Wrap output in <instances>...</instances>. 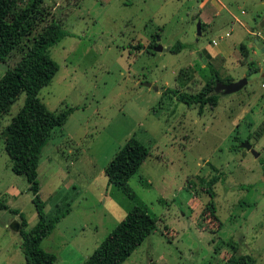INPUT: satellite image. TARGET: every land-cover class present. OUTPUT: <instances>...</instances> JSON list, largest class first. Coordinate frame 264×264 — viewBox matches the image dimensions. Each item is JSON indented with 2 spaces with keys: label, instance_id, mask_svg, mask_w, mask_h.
Masks as SVG:
<instances>
[{
  "label": "rangeland",
  "instance_id": "rangeland-1",
  "mask_svg": "<svg viewBox=\"0 0 264 264\" xmlns=\"http://www.w3.org/2000/svg\"><path fill=\"white\" fill-rule=\"evenodd\" d=\"M41 7V20L0 62V76L44 24L60 20L68 35L47 50L58 70L37 94L51 112L75 108L52 130L36 170L45 218L69 208L39 244L55 255L53 264H80L133 206L156 228L122 264H223L240 255L264 264V52L253 44L264 50V0H43ZM197 22L204 24L199 36ZM155 38L185 48L143 52ZM205 60L218 77L246 84L216 93V106L200 114L161 94L197 92L209 77ZM23 98L0 118V204L21 213L28 230L36 222L31 195L10 170L1 136ZM129 138L148 152L127 181L131 198L103 173ZM245 140L249 151L238 148ZM200 180L212 185L216 219ZM13 221L19 230L18 217L0 210V264H25Z\"/></svg>",
  "mask_w": 264,
  "mask_h": 264
},
{
  "label": "trees",
  "instance_id": "trees-1",
  "mask_svg": "<svg viewBox=\"0 0 264 264\" xmlns=\"http://www.w3.org/2000/svg\"><path fill=\"white\" fill-rule=\"evenodd\" d=\"M43 0H0V62L30 34L35 23L41 20L44 9ZM204 24L200 23V29ZM68 33L62 29L58 18L51 19L42 26L41 32L31 40L18 61L7 68L0 76V118L8 112L11 104L20 94L24 95L23 103L16 114L10 118L2 130L3 151L10 161V170L24 178L31 195L36 222L28 230L21 213L0 204V210H6L19 219V249L25 264H53L55 255L40 249V242L47 237L56 224L68 213L69 208L56 211L50 218H45L44 203L38 195L37 166L41 149L48 142L54 128L61 127L75 108L66 107L59 112L49 111L37 98L38 92L47 86L58 70V65L48 55L47 50L57 44ZM154 40V39H153ZM155 43L144 47L143 52L153 54ZM140 46L135 49L140 50ZM185 46L176 42L169 47V53L176 54ZM242 57L246 52L239 46ZM209 77L197 92H186L176 88H162L161 94L171 96L178 103L196 106L198 114L207 105L214 108L219 96L213 93L215 81L221 84L232 82L218 77L217 72L205 60ZM233 149H238L233 146ZM147 150L137 140L127 139L115 152L103 169L106 182L115 186L126 197L132 193L127 185L129 178L138 170L147 157ZM264 175V162L258 159ZM215 170V169H213ZM200 190L207 195L209 201L205 209L209 216H214L212 185L200 180ZM251 186H243L250 189ZM216 219V218H215ZM219 226V225H218ZM156 228V220L146 214L143 208L133 206L123 218L109 231L90 255L80 264H122L129 255ZM230 249L235 251L233 244ZM247 255L231 256L223 264H253Z\"/></svg>",
  "mask_w": 264,
  "mask_h": 264
},
{
  "label": "water",
  "instance_id": "water-1",
  "mask_svg": "<svg viewBox=\"0 0 264 264\" xmlns=\"http://www.w3.org/2000/svg\"><path fill=\"white\" fill-rule=\"evenodd\" d=\"M199 29H200V23L197 22V24H196V36H199V34H200ZM155 42H156V45L152 48L153 52H168L169 51L168 46L162 47L159 44L158 38H155ZM253 44H255L256 48L260 49L261 52H264V50L260 48V45L257 44L256 39H253ZM262 77H264V73L262 74ZM245 84H246L245 78H241L239 80H236V81H233V82H230L227 84H221V83L215 81L214 87H213V93L214 94L220 93L221 95H229V94L238 92ZM142 86L146 87V88H151L153 91H157L156 87L151 86L148 83H143ZM238 148L249 151L250 145L248 144V141L245 140L243 142H240ZM11 228L14 232H17L18 231V223L13 221L11 223Z\"/></svg>",
  "mask_w": 264,
  "mask_h": 264
},
{
  "label": "crops",
  "instance_id": "crops-1",
  "mask_svg": "<svg viewBox=\"0 0 264 264\" xmlns=\"http://www.w3.org/2000/svg\"><path fill=\"white\" fill-rule=\"evenodd\" d=\"M203 1H204V0H203ZM201 3H202V1L199 3V5H200ZM199 5H198V6H199ZM199 16L201 17V13H199ZM202 17H205V16L202 15ZM202 22H203V23H206V24L208 23V22H204V20H203ZM225 35L228 36V34H225ZM262 85H263V84H262Z\"/></svg>",
  "mask_w": 264,
  "mask_h": 264
},
{
  "label": "built area",
  "instance_id": "built-area-1",
  "mask_svg": "<svg viewBox=\"0 0 264 264\" xmlns=\"http://www.w3.org/2000/svg\"><path fill=\"white\" fill-rule=\"evenodd\" d=\"M263 87H264V84H263Z\"/></svg>",
  "mask_w": 264,
  "mask_h": 264
},
{
  "label": "flooded vegetation",
  "instance_id": "flooded-vegetation-1",
  "mask_svg": "<svg viewBox=\"0 0 264 264\" xmlns=\"http://www.w3.org/2000/svg\"><path fill=\"white\" fill-rule=\"evenodd\" d=\"M155 45H156V42H155Z\"/></svg>",
  "mask_w": 264,
  "mask_h": 264
}]
</instances>
